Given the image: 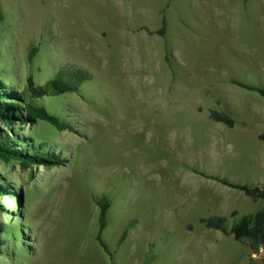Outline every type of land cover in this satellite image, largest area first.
<instances>
[{"label": "rangeland", "instance_id": "374dc122", "mask_svg": "<svg viewBox=\"0 0 264 264\" xmlns=\"http://www.w3.org/2000/svg\"><path fill=\"white\" fill-rule=\"evenodd\" d=\"M60 76L73 91L45 93ZM0 81L74 129L19 103L1 126L55 160L0 158V264H264L201 223L264 206L219 182L264 183V98L238 85L264 89V0H0Z\"/></svg>", "mask_w": 264, "mask_h": 264}, {"label": "trees", "instance_id": "16d2710c", "mask_svg": "<svg viewBox=\"0 0 264 264\" xmlns=\"http://www.w3.org/2000/svg\"><path fill=\"white\" fill-rule=\"evenodd\" d=\"M160 35H164V30L160 32ZM28 84V89H32L33 83L31 80L28 82ZM238 85L243 89L258 93L264 98L263 88H253L242 84ZM73 89L74 87L71 78L60 76L47 85L45 93H50L54 96H63L72 92ZM39 92H41V90ZM26 93L27 92L19 93L12 85L0 81V158L5 159L6 161H10V159L22 161V163L26 165L47 166L54 163L55 158H53L51 155H46L42 158H33L30 154L22 153L21 151L12 148L5 141L6 138L3 136L1 126L6 125L9 122H15L16 117H19L18 114L20 109L19 107H15L14 104L18 105L19 103L20 107L23 105V108L33 120L43 121L60 132L69 131L74 133V129L71 126L64 124L58 117L53 116L46 110L32 104L29 99L25 98L27 97ZM210 118L214 122L222 123L231 128L235 124L232 119L216 111L211 112ZM219 182L231 189L244 193L254 203L264 202V183L263 185L252 186L239 185L225 180ZM5 195L11 194L7 193L0 186V199ZM99 205L100 232L99 236L97 237V241L99 242L100 246L106 252H108V248L102 240V233L107 227V214L110 210V204L105 199ZM201 223L209 230H216L222 232L225 235L233 236L237 242H249L252 253L255 255L259 254L261 251H264V206L257 213L244 216L239 222L234 223L230 228L228 227V219L222 216L209 217L203 219ZM126 235L127 232H125L121 241L125 240Z\"/></svg>", "mask_w": 264, "mask_h": 264}, {"label": "bare ground", "instance_id": "6f19581e", "mask_svg": "<svg viewBox=\"0 0 264 264\" xmlns=\"http://www.w3.org/2000/svg\"><path fill=\"white\" fill-rule=\"evenodd\" d=\"M75 30H77L74 26H73V28H71V35H73V37H76V31ZM114 133L115 134H119L118 136V139H120V140H124V141H128V139H127V137L126 136H128L129 135V133H130V131L127 129V128H117L115 131H114ZM108 135H110V137L112 136V137H114V135L112 134V132H110V131H108ZM111 140V139H110ZM108 144H110V143H108ZM133 169V168H132Z\"/></svg>", "mask_w": 264, "mask_h": 264}]
</instances>
